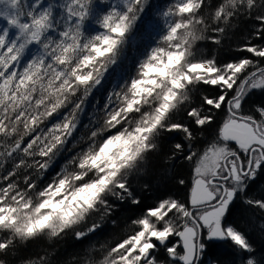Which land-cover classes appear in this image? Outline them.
<instances>
[{
	"label": "snow or ice",
	"instance_id": "6c2138e0",
	"mask_svg": "<svg viewBox=\"0 0 264 264\" xmlns=\"http://www.w3.org/2000/svg\"><path fill=\"white\" fill-rule=\"evenodd\" d=\"M0 22V264H221L216 242L264 264V0H0Z\"/></svg>",
	"mask_w": 264,
	"mask_h": 264
},
{
	"label": "trees",
	"instance_id": "16d2710c",
	"mask_svg": "<svg viewBox=\"0 0 264 264\" xmlns=\"http://www.w3.org/2000/svg\"><path fill=\"white\" fill-rule=\"evenodd\" d=\"M165 2V0H149V6L150 8L154 9L156 5H162ZM2 23V22H0ZM229 50H227V46L221 51L218 52V55L221 59H226L229 55H232ZM262 97L257 94L254 95L251 99L253 101H258ZM187 170L185 169V174ZM166 191V188L163 184L160 185V188L158 190H153L152 192L148 193L147 196L148 199L142 200V205L145 204H151L154 202V199L156 196L163 195ZM133 210H122L120 213V219L118 220V226L113 229L111 227L107 228L106 231L103 234H97L96 237H94L91 240V243L99 245V243H103L106 240H111L113 237V234H118L124 227L125 222L128 220L130 216H133L134 214L138 215L139 211L137 209V206H131ZM241 224V227H248V224L246 221H238ZM253 231V238L256 239L259 242V234L254 229H250ZM89 244V241H85L83 244H81L79 241L74 240L72 237H68L66 240L62 241L58 247L60 248L61 253H66L68 255H71L73 253L79 252L82 248L87 247ZM231 259V247L226 242H216L214 243L207 252V260L213 261L218 260L221 262V264H227V262Z\"/></svg>",
	"mask_w": 264,
	"mask_h": 264
}]
</instances>
